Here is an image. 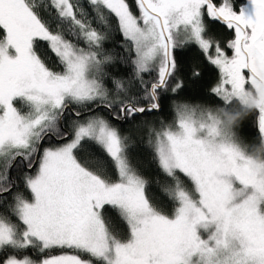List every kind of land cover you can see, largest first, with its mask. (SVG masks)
<instances>
[{
    "label": "snow or ice",
    "instance_id": "1",
    "mask_svg": "<svg viewBox=\"0 0 264 264\" xmlns=\"http://www.w3.org/2000/svg\"><path fill=\"white\" fill-rule=\"evenodd\" d=\"M0 264H264V0H0Z\"/></svg>",
    "mask_w": 264,
    "mask_h": 264
},
{
    "label": "trees",
    "instance_id": "2",
    "mask_svg": "<svg viewBox=\"0 0 264 264\" xmlns=\"http://www.w3.org/2000/svg\"><path fill=\"white\" fill-rule=\"evenodd\" d=\"M180 59L184 65V77L187 85L185 95L191 99L205 100L208 92V86L215 80V72L204 68L203 58L196 50L188 51L186 49L185 55H183ZM197 64L201 65V78L195 83L189 82L187 79L188 69ZM165 116H168L167 106L165 108ZM244 123L246 124L247 120H245ZM241 127H243V125Z\"/></svg>",
    "mask_w": 264,
    "mask_h": 264
},
{
    "label": "flooded vegetation",
    "instance_id": "3",
    "mask_svg": "<svg viewBox=\"0 0 264 264\" xmlns=\"http://www.w3.org/2000/svg\"><path fill=\"white\" fill-rule=\"evenodd\" d=\"M223 35H227V33H223Z\"/></svg>",
    "mask_w": 264,
    "mask_h": 264
}]
</instances>
